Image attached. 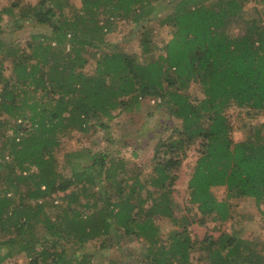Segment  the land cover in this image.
Returning a JSON list of instances; mask_svg holds the SVG:
<instances>
[{
	"label": "trees",
	"instance_id": "1",
	"mask_svg": "<svg viewBox=\"0 0 264 264\" xmlns=\"http://www.w3.org/2000/svg\"><path fill=\"white\" fill-rule=\"evenodd\" d=\"M22 2L0 9V247L12 249L5 257L92 264L86 245L108 249V237L121 233L143 239L136 264H193L191 254L207 264H264V240L189 233L191 223L230 220L231 203L246 198L264 229V120L252 124L264 113V0H170L158 25L170 36L161 49L150 25L159 18L152 0H80L73 15L68 0H39L30 20L50 32L32 35L21 49L7 41L3 17L22 21ZM249 3L258 17H245ZM236 20L244 23L240 36L229 32ZM115 21L130 25L129 35L138 32L141 59L104 43ZM88 49L96 54L87 57ZM87 58L95 61L92 73L83 71ZM192 87L199 96L188 94ZM147 98L174 124L156 141L142 183L138 175L119 180L124 161L107 150L67 151L59 164L55 153L67 132L106 129L113 111L132 112ZM234 130L244 132L238 142ZM192 149L187 189L197 221L187 209L178 217L171 196L174 170ZM212 188H224V200ZM159 217L175 230L162 235Z\"/></svg>",
	"mask_w": 264,
	"mask_h": 264
},
{
	"label": "rangeland",
	"instance_id": "2",
	"mask_svg": "<svg viewBox=\"0 0 264 264\" xmlns=\"http://www.w3.org/2000/svg\"><path fill=\"white\" fill-rule=\"evenodd\" d=\"M14 0H0V9L3 6L10 5ZM170 0H152V6L158 13L159 18H153L150 25L155 28V42L159 49H161L163 42L169 39V30L167 27H160L159 22L170 10ZM39 0H23L21 7L26 16L23 19L18 20L10 17H3V25L6 33L7 41H10L13 45L19 48H27L30 37L32 35L47 34L50 29L47 25H38L30 18L37 10ZM47 6V5H46ZM260 10L261 6L256 5ZM48 7V6H47ZM80 8V0H68L66 12L69 15H73ZM256 7L249 3L245 6L244 15L248 17H258L260 12L255 10ZM20 19V18H19ZM57 17H55V20ZM97 19L104 20V16L99 12ZM262 22L264 26V12L262 14ZM115 27L113 31L107 34L104 38V43H111L115 46V50L124 51L127 54L136 55L139 59L142 58L141 49L138 44L139 34L133 30V33L129 35L131 29L130 25H127L120 21L114 22ZM244 23L236 20L233 22L230 28V34L232 36H240L244 32ZM105 50V47H102ZM113 50V47L110 46ZM95 49H88L87 57H91L96 54ZM4 53H0V59ZM88 62L85 64L83 71L86 73H92L95 69V61L91 58H87ZM6 68L9 67V63L5 62ZM79 68L75 69V71ZM8 75V70L5 71V76ZM189 95L199 96V90L192 87L188 91ZM156 100L147 98L141 101L139 108L132 112L123 113L119 109L113 111L114 118L110 121L104 119L103 122L107 125L106 129L94 128L87 134H79L71 131L67 132L62 138L60 149L55 153L56 159L59 164L63 162V154L67 151L76 150L80 148L91 149V153L107 150L108 154L114 153L118 156L123 164H119V180L124 176L126 178L139 176L141 183L144 180L145 175L149 173V168L146 162L151 158L153 154V148L156 141L164 135L166 128L171 127L174 121L169 117L163 108L156 107ZM230 121L236 122V113L231 112ZM264 120V113L256 117L253 120L254 125H258L260 121ZM233 139L235 142L240 141L243 136V130H234ZM125 144L130 145L129 147ZM1 145V143H0ZM7 156L5 152L4 156ZM187 159L181 163V165L174 170V174L177 179L172 187V200L174 205L180 208V212L176 213L179 217L186 214V209L193 215L197 214V219L201 216L196 210V206L189 205L187 182L193 171L195 160L197 157L196 151L190 150L187 154ZM117 163V162H116ZM87 164V163H86ZM122 171V172H121ZM2 174L3 171L0 170ZM122 173V174H121ZM127 182V181H126ZM131 180H128L130 185ZM23 189V188H22ZM212 194L220 201L225 198L224 188H212ZM59 200L53 202L54 205L58 204ZM264 209V205L261 206ZM232 218L224 223L207 219L203 225L191 223L189 225V233L192 238L198 240L203 239L205 236H212L217 238L220 233H228L232 235H238L241 238L250 240H264V229L261 216L258 212V208L253 199H237L231 203ZM188 213V214H189ZM156 226L162 235H168L174 231L171 222L164 217L156 219ZM108 249H102L99 241H93L86 245L83 253L88 254L91 257L92 264H136L142 260L143 253V239H134L127 236H121V233L116 237L109 236ZM111 245V246H110ZM11 252L12 249L0 247V259L3 258L0 264H27L23 255H12L11 257H5L6 253ZM79 255V252L76 253ZM198 254H191L190 261L193 264H207L197 261Z\"/></svg>",
	"mask_w": 264,
	"mask_h": 264
}]
</instances>
